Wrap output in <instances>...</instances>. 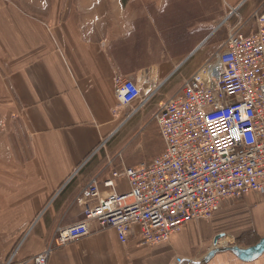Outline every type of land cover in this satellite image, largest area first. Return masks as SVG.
<instances>
[{"label":"crops","instance_id":"obj_1","mask_svg":"<svg viewBox=\"0 0 264 264\" xmlns=\"http://www.w3.org/2000/svg\"><path fill=\"white\" fill-rule=\"evenodd\" d=\"M242 1L0 0V264L19 245L17 263L34 264L31 259L45 252L58 227L84 219V208L76 199L106 168L108 163H101L105 154L97 153L79 168L102 141L110 142L123 130L125 137L139 138L150 129L149 144L156 147L151 156L139 161L131 156L128 163L123 157L124 163L114 166L119 170L151 162L163 152L164 142L153 121L156 109L141 110L119 130L131 110L120 105L116 80L130 79L141 86L140 77L146 75L148 83L154 84L156 68L165 73L172 69L168 62L159 67L141 64L138 7L149 12L150 5L165 11L177 3L186 38L199 39L184 54L189 56L195 51L198 54L200 46L202 49L223 28H227L228 37L238 18L248 22L256 9L264 10V0H249L238 10V18L226 22L231 9ZM196 7L203 11H195ZM147 16L144 38L149 39L150 12ZM188 23L198 25L188 29ZM254 29L251 21L245 33ZM217 53L212 51V56ZM183 61L175 65L174 73ZM191 62L194 73L204 65L202 60ZM167 100L158 102L159 106ZM121 145L111 149L116 151ZM106 157L111 158L108 153ZM109 174L107 170L105 177ZM128 190L125 179L115 181V192ZM101 191L102 197L112 192L103 186ZM260 197L264 199L252 193L242 201L229 200L239 203L227 202L214 219L194 221L169 242L153 247L140 245L137 236L122 244L115 230H100L92 224L90 235L55 250L48 264H264V249L243 253L254 251L264 240V229L254 225L251 211V202L255 198L260 201ZM232 211H237L234 217L223 218ZM230 220H235L233 225L249 220V225H236V231L248 230L252 238L260 236V241L217 233L218 227ZM195 229L201 243L186 252L178 251L182 232Z\"/></svg>","mask_w":264,"mask_h":264},{"label":"built area","instance_id":"obj_2","mask_svg":"<svg viewBox=\"0 0 264 264\" xmlns=\"http://www.w3.org/2000/svg\"><path fill=\"white\" fill-rule=\"evenodd\" d=\"M231 9L226 22L237 15ZM254 21L255 29L245 33ZM216 60L205 63L153 117L164 142L151 162L114 169L123 154L108 158L106 168L76 199L84 219L56 229L34 264H48L51 254L100 230L113 229L122 244L137 236L140 245L158 246L188 224L213 218L222 203L256 193L264 196V10L248 22L239 19L229 30ZM183 65V64H182ZM181 68V67H180ZM116 97L130 112L125 126L155 96H143L137 82L116 80ZM108 143L102 141L87 163ZM110 174L105 177L106 171ZM127 181V193L115 192V181ZM101 186L112 192L102 197ZM17 249L4 264L17 263ZM183 261H181L182 263Z\"/></svg>","mask_w":264,"mask_h":264},{"label":"rangeland","instance_id":"obj_3","mask_svg":"<svg viewBox=\"0 0 264 264\" xmlns=\"http://www.w3.org/2000/svg\"><path fill=\"white\" fill-rule=\"evenodd\" d=\"M250 1L252 2L253 0ZM148 6L150 12V27L153 29L151 30L150 28L149 39L144 38V36L147 37V29L145 28V26L147 25L148 22L147 14L149 12L143 6L138 7L140 12H136V14H139L141 17L140 23L137 24L140 25V42L138 49H139V59L141 61V64L150 67L153 65L159 67L161 63L168 62L172 65V69L167 73L161 72L158 68L155 67L156 68L155 71L157 72V75L154 84H151V82L148 83L146 75L142 74L145 77L143 76L140 77V82H141L140 87L142 89L144 98L150 96L153 92L156 93L153 99L150 101L149 105H146L144 110H148L149 108V109H156L155 111H158L160 108L158 102L165 101L170 97H172L173 95H175L182 88L185 78H188L194 73V71H190L192 64L191 61L194 62L196 60H202V63L205 65V63L208 61L216 60L217 57L216 55L212 56V51H214L215 53L216 52L219 53V51H221V49L223 48L227 37V28H223L212 39H209L207 43L203 45L202 49L200 46L198 54H196L197 51H195L192 55L184 56L186 52L188 53L190 51V49L192 48L195 42H199V39L189 38V37L186 38L185 32L182 30L184 26L181 25L179 22L180 7H178V4L177 3H173L172 5L170 4L165 11H163L162 8H158V7L153 8L150 7V5ZM197 9L198 12L203 11V8L196 7L195 11ZM230 15L231 13L228 16ZM236 18H238L237 15H233L232 19H236ZM197 25L198 24L195 23L194 24L188 23L187 28L194 29ZM195 36H197V34L194 35V37ZM179 60L180 61L184 60L182 63L184 67H182L183 65H180L178 67V70L174 73L173 70L175 69V65L177 63H180ZM186 63L188 64L185 66ZM152 85H155V87H152ZM121 128L122 127H120L119 130ZM125 131L126 130H123L120 133L118 132L119 134L111 138L110 139L111 141L106 144L107 146H104L103 147L104 149L98 152V153L102 152V155L105 154L102 156L103 160L101 161V163L107 162L106 153H108L109 156L112 158L113 156H115L117 153L120 152L123 154L125 163H128V160L129 159L131 160V156H133L138 161L148 159L151 156L152 152L156 149L154 145L152 146L149 144L151 143L149 142L150 132H148L150 131V129L146 133H140L141 137L139 138L125 137L124 136ZM153 132L156 135L158 133L156 124ZM154 142L155 140L152 138V143ZM120 143L122 145L118 148V150L114 151L111 149V148H116V146L118 147ZM259 200L260 201H256L255 198L251 202L253 207V209L251 210L253 223L254 225H257L258 227L264 229V199L260 197ZM227 202L229 201L222 203L220 207L226 205ZM234 202L239 203L238 201H232L229 203L233 204ZM236 212L232 211V212L224 213L223 218L228 216L227 219H230L231 217H234ZM214 216L211 219H214ZM220 220L221 217L218 218V220L216 221L219 222ZM230 221L231 222H227V223L224 222L225 224L220 225V227H218L217 229V233L222 231L229 232L228 234L231 233L232 236L236 235L244 241L245 240L248 241L251 239H253L252 240L253 242L260 241L261 239L260 236H256L252 238L253 235H251V233H248L249 232L248 230L247 231L244 230V232L236 231L238 230L237 227H235L236 225L239 224L249 225L250 224L249 220H245L242 223H236V225L232 224V221L235 220H230ZM236 236L234 237L235 239L237 238ZM201 241L202 238L197 233L196 229L192 232L189 231L186 232L184 230V232H182V237L177 239L178 244H176V247L178 251L182 250V252H186L187 250L192 249L194 245L201 243ZM228 242L229 243L233 242V239H229Z\"/></svg>","mask_w":264,"mask_h":264},{"label":"water","instance_id":"obj_4","mask_svg":"<svg viewBox=\"0 0 264 264\" xmlns=\"http://www.w3.org/2000/svg\"><path fill=\"white\" fill-rule=\"evenodd\" d=\"M217 241V239H215V242ZM264 249V240L263 241H261V244H260V246L257 248V249H255L254 251L253 250H251V251H243V253H245V254H249V253H253V252H256V251H258V253L261 251V250H263ZM228 250H233V249H228ZM237 250H239V249H235V250H233V251H236L237 252ZM242 254V253H241Z\"/></svg>","mask_w":264,"mask_h":264}]
</instances>
